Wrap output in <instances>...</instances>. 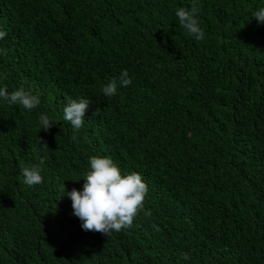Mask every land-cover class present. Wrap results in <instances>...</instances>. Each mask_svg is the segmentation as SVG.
Here are the masks:
<instances>
[{
	"label": "trees",
	"instance_id": "trees-1",
	"mask_svg": "<svg viewBox=\"0 0 264 264\" xmlns=\"http://www.w3.org/2000/svg\"><path fill=\"white\" fill-rule=\"evenodd\" d=\"M190 6L0 0V88L40 99H0V264H264V0H198L203 40L175 15ZM81 97L76 131L63 108ZM94 155L148 185L132 226L109 236L84 231L63 191L83 189ZM34 165L43 182L29 186Z\"/></svg>",
	"mask_w": 264,
	"mask_h": 264
},
{
	"label": "clouds",
	"instance_id": "clouds-1",
	"mask_svg": "<svg viewBox=\"0 0 264 264\" xmlns=\"http://www.w3.org/2000/svg\"><path fill=\"white\" fill-rule=\"evenodd\" d=\"M199 11L198 0H191L190 7L177 8L175 15L179 19V24L189 35L196 40H203L205 32L200 27ZM253 17L258 23L264 24V7L258 8L253 13ZM5 36L6 32L0 31V39ZM2 51L5 50H0ZM119 84L124 87L131 84L127 70L122 71ZM117 87V79L113 78L103 87V94L111 97L116 94ZM0 99L11 105H19L28 111H32L40 103L38 95L26 91L23 87L11 93L7 91V88H0ZM90 105L91 101L82 97L68 98L63 108L64 120L78 131L84 125V118ZM39 122L44 131H48L53 126V122L45 114L39 116ZM39 143L45 150L48 149L47 142L43 141V138L39 137ZM89 165V170L83 176L82 190L73 188L65 193L63 185L64 195L66 194L72 201L73 214L82 221V229L109 236L112 232L130 228L134 218L144 210V201L148 193V185L142 175L135 171L122 174L117 164L107 156H91ZM40 173L39 166L22 168L24 183L29 186L42 183L43 177ZM145 214L151 216L150 211ZM153 227L156 226L153 225ZM182 255L184 259H189L187 253Z\"/></svg>",
	"mask_w": 264,
	"mask_h": 264
}]
</instances>
